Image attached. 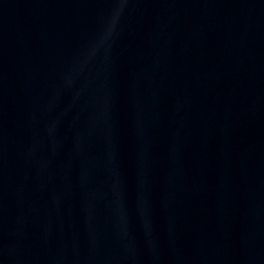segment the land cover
I'll use <instances>...</instances> for the list:
<instances>
[{
  "label": "water",
  "instance_id": "water-1",
  "mask_svg": "<svg viewBox=\"0 0 264 264\" xmlns=\"http://www.w3.org/2000/svg\"><path fill=\"white\" fill-rule=\"evenodd\" d=\"M0 264H264V0H0Z\"/></svg>",
  "mask_w": 264,
  "mask_h": 264
}]
</instances>
